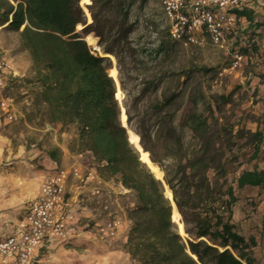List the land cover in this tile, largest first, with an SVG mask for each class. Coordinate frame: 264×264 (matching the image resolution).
<instances>
[{
    "label": "rangeland",
    "instance_id": "rangeland-1",
    "mask_svg": "<svg viewBox=\"0 0 264 264\" xmlns=\"http://www.w3.org/2000/svg\"><path fill=\"white\" fill-rule=\"evenodd\" d=\"M91 1L89 11L94 22L86 30L99 34L102 45L114 49L115 53L111 55L116 60L118 78L125 96L124 108L129 115L128 124L135 132L149 128L157 133L156 138L153 134H150V139H146V136L143 138L149 147L150 141L154 139L155 157L163 169L165 181L170 178L177 183L180 178V159H193L199 150L200 141L185 124L194 113L209 117V128L213 133L232 125L233 131L239 127L254 132L259 127L264 132L263 32H254L256 28H251L244 35L247 22L241 20L228 31L225 37L226 48L213 43L207 35L201 37L200 44L185 43L171 39L169 21L158 0L145 3L141 0ZM79 6L82 15L78 20L87 24V15L80 0ZM252 31L253 36L250 35ZM162 41L167 43L168 50L158 55L157 49ZM0 52L13 59L19 74L17 81L5 92L16 102L17 118L13 122L0 124L2 183L6 175L15 171L16 167L28 164L27 154L31 145L47 152L59 145L68 148L76 138L77 128L75 124L65 122L52 127L47 121L46 106L39 101L40 83L30 54L22 44L20 31L0 29ZM236 54L243 55L242 63L231 68ZM109 61L111 67L113 61L111 58ZM170 96L174 97L172 103L160 108L159 104ZM223 97H228V102ZM121 108L120 105V113ZM211 108L214 116H211ZM164 114L175 115V131L172 135L167 133L166 126H155V122ZM221 132L224 137L220 136L218 142L222 146H234L225 152L227 164L223 176L214 171H209L208 175L211 179L218 175L226 187H233L239 197L231 222L246 239H255V235L260 234L259 243L256 241L251 249L254 263L260 264L264 259V202L259 198V188L250 190L236 186L238 173L243 169H251L255 163L248 161L252 148L246 139L238 138L235 132L232 135L228 132L223 135ZM263 147L264 143L261 146L262 153ZM84 154L94 159L90 154ZM32 162L36 164L37 159ZM239 163H243V166H239ZM51 166L49 164L48 169ZM70 182L73 189L78 190L75 193L77 198L83 197L82 205L95 216L94 220L84 218V222L90 224L114 216L123 218L127 209L137 204L135 193L113 179L105 181L107 184L101 187L99 196L89 197L80 193L78 182ZM238 210L239 219L234 215V211L238 213ZM180 214L187 234V245L191 239L187 227L193 228L195 223L187 225L184 215ZM186 218L192 221V212H188ZM245 222L248 224L246 228L250 229L247 233H243ZM124 236L125 233L108 242L81 239L76 245L55 251L54 254L59 255L43 264H134L124 249Z\"/></svg>",
    "mask_w": 264,
    "mask_h": 264
},
{
    "label": "trees",
    "instance_id": "trees-1",
    "mask_svg": "<svg viewBox=\"0 0 264 264\" xmlns=\"http://www.w3.org/2000/svg\"><path fill=\"white\" fill-rule=\"evenodd\" d=\"M147 1L141 0L142 3ZM234 12L239 22H247L244 35L253 27L259 28L252 9L244 7ZM81 15L79 0H23L18 3L17 0H0V17L11 16L7 28L20 31L22 44L30 54L41 87L39 101L46 106L47 121L75 124L77 135L69 151L90 154L102 180H116L135 193L137 204L126 212L131 225L124 249L130 259L134 264H243L241 260L254 264L251 249L256 245L255 239H246L231 222L239 197L233 187H226L218 176H223L225 171V152L232 150L234 145L222 146L218 139L221 131L223 135L235 132L238 138L250 143L252 153L248 161L255 163L252 169L238 173L236 186L239 189L258 187L264 196V168L259 169L257 165L258 161L264 162V155L259 159L264 143L263 130L258 127L253 132L238 127L233 131L232 125L213 133L209 117L196 113L185 122L201 145L193 159H180L178 182L166 178V183L186 224L195 223L193 228L187 227L191 235L187 245L197 255L196 260L180 242L172 222L171 202L164 195L163 185L140 161L138 151L130 144L121 124L115 83L108 73L109 58L94 55L75 33ZM167 46L162 41L157 54H165ZM101 47L106 53H115L111 46L102 45V41ZM173 98H166L159 107H167ZM223 98L228 102V97ZM210 111L214 116L212 108ZM174 116L162 115L155 126H166L167 133L172 135ZM136 132L142 138L148 134L155 138L157 135L149 128ZM153 141H150V149L154 161L158 162ZM47 154L52 161L60 163L59 148ZM209 171L218 175L211 179ZM188 212H192V221L186 218Z\"/></svg>",
    "mask_w": 264,
    "mask_h": 264
},
{
    "label": "built area",
    "instance_id": "built-area-1",
    "mask_svg": "<svg viewBox=\"0 0 264 264\" xmlns=\"http://www.w3.org/2000/svg\"><path fill=\"white\" fill-rule=\"evenodd\" d=\"M169 21V35L175 41L200 44L203 36L226 48V35L238 21L234 12L244 8L241 0H158ZM242 54H236L231 68L241 65ZM245 76V73H242ZM19 74L13 59L0 52V124L17 118L15 100L6 90L17 81ZM70 175L81 182L94 184L92 196L102 192V180L96 170L81 173L77 167L59 169L45 178L36 197L20 209L18 223L0 237L1 264H33L36 251L44 246L66 244L88 239L110 241L120 235L123 219L120 216L103 222H82L80 211L74 209L68 198L67 181ZM242 261V260H241ZM243 264H247L242 261Z\"/></svg>",
    "mask_w": 264,
    "mask_h": 264
},
{
    "label": "crops",
    "instance_id": "crops-1",
    "mask_svg": "<svg viewBox=\"0 0 264 264\" xmlns=\"http://www.w3.org/2000/svg\"><path fill=\"white\" fill-rule=\"evenodd\" d=\"M241 1L243 2L245 7L250 8L254 11L255 20L257 19V22L260 23V26L256 29V32L264 33V0ZM253 28L255 29V27ZM56 124H52V127H54V125ZM47 126L50 127L51 125L47 124ZM34 146L35 145H31L30 149H28V164H21L16 167V170L7 174L5 177L6 180L4 178L5 181L0 183V237L5 236L11 230V227L15 226L18 223V220L20 219V209L22 205L37 196L39 188L46 177L57 173L59 169L71 170L72 168L77 167L81 173H85L86 171L91 169L95 170L94 160L91 159V157L87 154H71L66 146L59 145L60 148H58L62 152V157L60 163L57 164L56 162L51 160V158L47 154V151L42 150L41 148H36ZM263 155L264 152L261 154V157L259 159H263ZM0 159H2L1 156ZM33 159H37L36 164H33ZM49 164L52 166L48 169L47 166H49ZM257 165L259 169L264 168L263 161H258ZM1 175L2 173L0 172V179ZM70 180L78 182L81 187L80 193L88 197L92 196L91 188L92 186H94V184L83 183L73 175H70L67 181V193L69 202L74 209L80 211L82 222H84V218H93L94 220L95 216L89 212L86 206L82 205L84 203L83 197L77 198V195H75V193H78V190L73 189V184H71ZM99 184L102 187L104 184H107V182H105L104 180H100ZM248 189L256 190L258 189V187H249ZM70 193H73L72 196H70ZM259 198L262 199L264 202V196L262 194L261 189ZM234 210L236 209L234 208ZM239 210L238 213L234 211V215L236 214L238 219L240 218ZM122 219L123 224L120 229V235H123L125 233L123 240V243H125L127 239V231L130 227L131 222L127 218L126 214L123 215ZM104 220L106 219L101 220V222H103ZM246 226L248 227V224H246L245 222L244 228H246ZM248 230L250 231L249 228L244 229L243 233H247ZM259 235L260 234L255 235V241H258V243L260 240ZM262 237V242L264 244V236ZM80 241L81 240H77L66 243L64 245L61 244L54 245L51 247H41L35 253V261L33 264H43L44 262L47 263V261L52 260L59 255V253L54 254L55 251L64 249L66 247H71L73 245H76V243ZM257 260L259 262V257H257ZM260 264H264V259L261 261Z\"/></svg>",
    "mask_w": 264,
    "mask_h": 264
},
{
    "label": "bare ground",
    "instance_id": "bare-ground-1",
    "mask_svg": "<svg viewBox=\"0 0 264 264\" xmlns=\"http://www.w3.org/2000/svg\"><path fill=\"white\" fill-rule=\"evenodd\" d=\"M23 1V0H21ZM16 4V2H14ZM80 5L84 9L87 15V24L82 23L80 20H77L76 22V30L79 31L80 34V39L84 41L91 49L92 53L94 55H97L99 57H110L113 61V65L108 69L109 75L115 80V85H116V96L117 99L121 105V113H120V120L123 126L127 127L128 126V139L132 142L134 147L138 149L139 153V158L140 161L145 165L147 169L151 171V173L158 179H163L165 180L164 177V172L163 169L160 167V165L154 161L151 153V149L146 143V140L142 138L140 135H138L135 131H133L129 124H128V118L129 115L125 111L124 108V103H125V96L122 90V87L120 85V81L118 78V70L116 68V60L113 55L106 53L103 51L101 48V38L99 34L93 31H87L86 28L91 25L94 22V17L89 11V8L92 6V1L91 0H80ZM11 19L10 18H4L0 17V29L1 28H7L9 25ZM63 37L67 40H72L69 38L67 35H63ZM152 136L150 134L146 135V139H150ZM165 195L169 198L173 197L171 189L166 186L165 189ZM173 221L175 223V228L177 234L180 236V242L186 247L187 252H190V254L195 258L196 255L192 253L189 248L186 245V231L184 229V225L182 223V216L178 210V208L174 207L173 212ZM244 261V260H242Z\"/></svg>",
    "mask_w": 264,
    "mask_h": 264
},
{
    "label": "water",
    "instance_id": "water-1",
    "mask_svg": "<svg viewBox=\"0 0 264 264\" xmlns=\"http://www.w3.org/2000/svg\"><path fill=\"white\" fill-rule=\"evenodd\" d=\"M18 2H21V0H17V3H18ZM10 18H11V16H10ZM25 25H26V23L22 26L21 30L25 27ZM75 33H78L79 35L81 34L79 31L76 30V26H75ZM107 58H110V57L107 56ZM113 80H114V79H113ZM114 83H116L115 80H114ZM115 90H116V85H115ZM115 98H116V100H117V102H118V104H119V107H120V103H119V101H118V99H117L116 93H115ZM120 121H121V120H120ZM121 124H122V123H121ZM122 126H123V125H122ZM123 127L126 129L127 134H129V133H128V126H127V127L123 126ZM144 139H145V138H144ZM129 141H130V140H129ZM130 144L134 147V145L132 144L131 141H130ZM134 148L138 151V149H137L136 147H134ZM138 152H139V151H138ZM139 153H140V152H139ZM154 177H155V176H154ZM155 179L158 180V181H160L161 184L163 185L164 195H165V189H166V186H168V184H167L166 181L163 180V179H158V178H156V177H155ZM168 187H169V186H168ZM165 197H166L167 199H169V201L171 202L172 209H173L174 207L177 208L176 203H175L173 197H172V198H169V197H167L166 195H165ZM172 212H173V210H172ZM172 215H173V214H172ZM172 222L174 223V221H173V216H172ZM174 224H175V223H174ZM175 230H176V228H175ZM187 247H188V245H187ZM188 248H189V247H188ZM189 250H190V249H189ZM188 253L190 254V252H188ZM195 259L198 260L197 255H196Z\"/></svg>",
    "mask_w": 264,
    "mask_h": 264
}]
</instances>
